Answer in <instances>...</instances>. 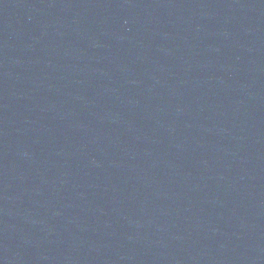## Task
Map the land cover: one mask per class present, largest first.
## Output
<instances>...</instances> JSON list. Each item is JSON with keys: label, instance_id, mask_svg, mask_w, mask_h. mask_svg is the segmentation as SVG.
Returning a JSON list of instances; mask_svg holds the SVG:
<instances>
[{"label": "water", "instance_id": "water-1", "mask_svg": "<svg viewBox=\"0 0 264 264\" xmlns=\"http://www.w3.org/2000/svg\"><path fill=\"white\" fill-rule=\"evenodd\" d=\"M0 264H264V0H0Z\"/></svg>", "mask_w": 264, "mask_h": 264}]
</instances>
